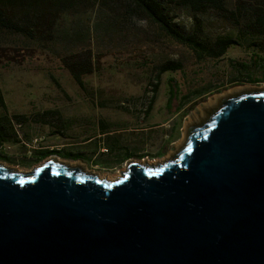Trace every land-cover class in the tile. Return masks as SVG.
<instances>
[{
    "label": "water",
    "instance_id": "95a60500",
    "mask_svg": "<svg viewBox=\"0 0 264 264\" xmlns=\"http://www.w3.org/2000/svg\"><path fill=\"white\" fill-rule=\"evenodd\" d=\"M184 119L166 162L114 181L0 162V264H264V85L208 93Z\"/></svg>",
    "mask_w": 264,
    "mask_h": 264
},
{
    "label": "rangeland",
    "instance_id": "374dc122",
    "mask_svg": "<svg viewBox=\"0 0 264 264\" xmlns=\"http://www.w3.org/2000/svg\"><path fill=\"white\" fill-rule=\"evenodd\" d=\"M231 4L234 0H226ZM119 16L115 24L108 16L99 19L95 10L77 7L61 19V27L66 35L55 43L41 45L25 39L21 35L0 34V89L9 109L11 136L0 146V162L5 166L23 172L33 171L49 159L66 166H76L82 171L106 178H116L126 169L127 162L105 169L104 163L94 167L90 156L82 153L77 159L69 155V148L56 149L53 154L43 158L46 152L38 150V145L51 144L49 138L35 139L26 128L32 122L16 120L12 115H34L39 109H60L61 119L66 123L72 109L80 105H103L109 107L110 114L118 108L132 107L143 114L153 96L154 117L158 120L175 114L179 104L184 109L174 117L177 124L173 143L152 139L147 149V157L142 159L150 164L167 161L170 147L183 134L185 126L184 112L196 100H202L208 93H217L229 84L234 75L229 66V59L239 61L248 59L247 50L234 45L218 58L198 54L185 44L167 36L153 22L141 14L124 15L119 2L114 4ZM175 25L185 33H190L198 26L204 36L232 31V25L226 19L207 11L191 13L188 9L167 4ZM108 11V7H105ZM82 50H90L95 67L82 76L80 87L62 62V57ZM178 63V70H168L157 76L159 68L165 63ZM173 79L177 87V96L169 103ZM157 82L156 93H153ZM248 85H264L263 83ZM210 92L200 96L205 90ZM52 121L50 120V124ZM37 126V125H36ZM49 126V125H48ZM160 128H156L159 133ZM18 141L15 142V140ZM61 142H68V137H60ZM78 151H82L78 149Z\"/></svg>",
    "mask_w": 264,
    "mask_h": 264
},
{
    "label": "trees",
    "instance_id": "16d2710c",
    "mask_svg": "<svg viewBox=\"0 0 264 264\" xmlns=\"http://www.w3.org/2000/svg\"><path fill=\"white\" fill-rule=\"evenodd\" d=\"M118 2L124 15L132 16L136 13L143 15L167 36L185 44L198 54L218 58L231 46L242 47L247 50L248 59L245 61L229 59V66L234 72L229 84L264 82V0H234L231 4L226 0H0V34L12 33L21 35L33 43L52 44L66 35L60 22L65 14L77 7H83L84 10H95L100 20L97 25L101 19L104 20V16H108L115 24L119 13L114 4ZM169 3L188 9L194 14L212 11L230 22L233 29L212 38L204 36L198 26L192 32L185 33L173 22L167 5ZM61 59L75 82L83 87L82 76L92 72L95 67L91 51L82 50L65 55ZM179 68L178 63H165L159 68L157 76L162 72ZM168 80L171 83L167 99L169 103L176 98L177 87L173 79ZM154 88L155 94L157 82ZM210 91L211 89H207L200 96ZM153 98L152 96L148 108L153 104ZM5 105L0 89V108H4ZM12 116L18 121L24 119L23 115ZM8 123L9 116H0V146L9 141L12 135ZM54 151L45 149L43 152H46V155L43 158Z\"/></svg>",
    "mask_w": 264,
    "mask_h": 264
},
{
    "label": "crops",
    "instance_id": "0c3cea01",
    "mask_svg": "<svg viewBox=\"0 0 264 264\" xmlns=\"http://www.w3.org/2000/svg\"><path fill=\"white\" fill-rule=\"evenodd\" d=\"M178 107L175 114L158 120L154 117L153 105L143 110L142 115L132 107H121L115 110L120 114H110L108 106L80 105L71 110L73 113L68 116L67 123L61 119L60 109H37L34 115L27 114L33 110L26 109L24 122H32L26 132L35 139L49 138L51 141L47 146L38 145L39 151L69 148V155L76 159L85 153L90 156L94 167L101 165L95 162L100 159L105 161V169H112L124 162L145 159L149 145L155 142L152 139H160L161 145L165 140L173 143V134L177 130L174 117L184 109V105ZM8 112L6 105L0 108L3 116H10ZM50 120L55 122L46 124ZM156 128L161 131L156 133ZM60 137H68L69 141L61 142Z\"/></svg>",
    "mask_w": 264,
    "mask_h": 264
},
{
    "label": "bare ground",
    "instance_id": "6f19581e",
    "mask_svg": "<svg viewBox=\"0 0 264 264\" xmlns=\"http://www.w3.org/2000/svg\"><path fill=\"white\" fill-rule=\"evenodd\" d=\"M120 176V175H119ZM119 176H117L116 178H108L110 181H114V180H116Z\"/></svg>",
    "mask_w": 264,
    "mask_h": 264
},
{
    "label": "built area",
    "instance_id": "2783aa9c",
    "mask_svg": "<svg viewBox=\"0 0 264 264\" xmlns=\"http://www.w3.org/2000/svg\"><path fill=\"white\" fill-rule=\"evenodd\" d=\"M104 151H106V149H104Z\"/></svg>",
    "mask_w": 264,
    "mask_h": 264
}]
</instances>
